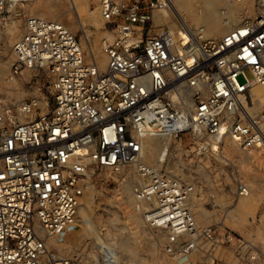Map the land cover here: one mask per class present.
Instances as JSON below:
<instances>
[{
    "label": "built area",
    "instance_id": "2783aa9c",
    "mask_svg": "<svg viewBox=\"0 0 264 264\" xmlns=\"http://www.w3.org/2000/svg\"><path fill=\"white\" fill-rule=\"evenodd\" d=\"M31 1L0 0V23L24 20L11 78H51L19 104L0 98V264H83L58 240L78 223L101 169L122 183L133 175L130 216H141L156 248L200 264L215 229L197 220L194 184L173 173L171 141L189 137L207 154L227 138L246 151L264 147V0L219 40L160 27L170 0H97L112 28L102 57L61 22L26 16ZM237 193L250 191L240 182ZM90 244L85 263L125 264L112 244Z\"/></svg>",
    "mask_w": 264,
    "mask_h": 264
},
{
    "label": "rangeland",
    "instance_id": "374dc122",
    "mask_svg": "<svg viewBox=\"0 0 264 264\" xmlns=\"http://www.w3.org/2000/svg\"><path fill=\"white\" fill-rule=\"evenodd\" d=\"M170 2L159 26L201 29L205 39H221L254 13V0ZM24 13L61 22L78 38L82 37L84 48L89 47L93 57H102V41L110 36L112 28L101 20L97 0H32ZM23 33L24 20L0 23V98L8 104L27 100L51 80L46 74L31 72L11 78L15 63L13 45ZM257 92L264 97L263 88ZM184 142L171 141L173 173L194 184L197 220L215 229L216 243L206 245L203 255L197 254L196 260L200 264H264V147L246 151L227 138L221 152L207 154L198 152L189 137ZM159 145L157 142L154 146ZM156 152L157 149L148 152V161L156 159ZM134 182L133 175L122 183L121 174L110 169L98 170L93 188L83 200L78 223L58 240L60 253L74 252L87 264L93 252L90 243L103 240L116 247L125 264H179L155 247L140 215L130 216ZM240 182L248 187V197L237 193Z\"/></svg>",
    "mask_w": 264,
    "mask_h": 264
},
{
    "label": "bare ground",
    "instance_id": "6f19581e",
    "mask_svg": "<svg viewBox=\"0 0 264 264\" xmlns=\"http://www.w3.org/2000/svg\"><path fill=\"white\" fill-rule=\"evenodd\" d=\"M168 11V10H167ZM167 13V12H166ZM166 15V14H165ZM243 15V14H242ZM242 15H239L238 16V19H241L242 18ZM232 17V16H231ZM233 18H235V16L233 17ZM234 20V19H233ZM222 32V31H221ZM224 32V31H223ZM89 48V47H88ZM90 50V49H89ZM259 96H261L260 94H258ZM261 101H262V103L264 102V97L263 96H261ZM240 204V203H239ZM239 206V205H238Z\"/></svg>",
    "mask_w": 264,
    "mask_h": 264
}]
</instances>
